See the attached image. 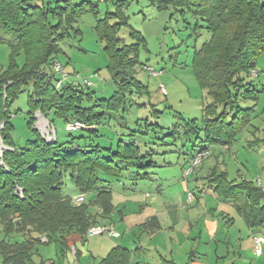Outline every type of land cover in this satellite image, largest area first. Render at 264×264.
Masks as SVG:
<instances>
[{"label":"trees","instance_id":"obj_1","mask_svg":"<svg viewBox=\"0 0 264 264\" xmlns=\"http://www.w3.org/2000/svg\"><path fill=\"white\" fill-rule=\"evenodd\" d=\"M138 1L118 0L114 10L101 15L99 2L93 0H0V45L10 50L8 66L0 71V138L5 146L0 154L2 264H30L43 237L51 241L72 232L86 236L89 228L101 225L114 209L109 183L122 181L125 174L135 180L149 178L151 172L146 168L158 167L132 141H119L115 151L111 145V149L103 148L94 142L102 137L101 127L109 112L119 113L130 97L148 93V87L137 78L146 38L130 25L127 15L128 7ZM148 2L159 11L173 9L172 17L176 13L190 16L197 21V29L198 23L204 22L210 34L195 51L192 63L193 74L211 102L204 108L201 122L191 120L183 125L187 142L194 138L203 144L192 147L191 164L198 153L215 145L231 147L240 130L252 121L255 108L243 109L240 101L256 100L255 90L243 91L248 85L246 77L255 71L257 59L264 53V0ZM87 14L96 18L95 31L105 44L107 69L117 86L109 99L98 102H93L95 93L71 84L66 71L68 78L57 86L62 77L55 65L60 63L62 43L83 35L77 23ZM123 28L130 29L131 44L120 36ZM21 55L22 65L18 62ZM29 84L27 128L32 138L17 146L12 107L23 86ZM37 112L52 124L62 120L70 134L69 124L82 123L84 127L76 129L81 135L70 136L65 142L56 136H43L35 127ZM258 140L264 143V137ZM66 178L75 187V194L93 193L95 198L74 204L75 196L64 193ZM205 179L224 201L235 204L248 228L264 232L261 188L246 179L229 180L225 171L215 167ZM95 207L102 212H94ZM155 220H149L146 228H159ZM16 235L21 240L11 242ZM130 259L129 251L117 246L103 263L130 264Z\"/></svg>","mask_w":264,"mask_h":264},{"label":"rangeland","instance_id":"obj_2","mask_svg":"<svg viewBox=\"0 0 264 264\" xmlns=\"http://www.w3.org/2000/svg\"><path fill=\"white\" fill-rule=\"evenodd\" d=\"M99 5L101 15L107 10L115 9L112 2H100ZM148 5L147 0H141L139 4L132 3L127 9L130 25L146 38V49L142 47L139 56L137 78L148 87V93L130 97L119 113L109 112L101 127L102 137L94 142L103 148L111 149V142L116 146L121 140L132 141L141 148L143 155H150L147 160L152 159L159 165L172 163V167L146 169L155 172V178L162 179L160 182L164 184L162 188L166 196L182 194L183 197L185 191L181 184L189 180L193 192L194 183L192 177H183L190 164L178 166L184 164L185 159H192L190 154L182 152L191 153L192 147L203 145L194 138L187 142L183 137V125L191 120L201 122L204 108L211 102L207 91L201 89L193 74L192 63L195 51L203 46L210 34L202 21L198 23L200 28L197 29V21L188 15L183 17L176 13L172 17L173 9L159 11ZM95 24L94 15L82 16L77 27L82 30L83 35L80 38L72 36L62 43L63 53L58 56V61L70 75L69 82L95 93L93 102H98L109 99L117 90V86L112 82L107 69L109 57L104 42L95 31ZM120 36L125 39L126 44L133 42L129 28H123ZM9 54V48L0 45V71L8 66ZM18 62L20 65L24 63V55L18 58ZM146 67L161 72V75H151ZM85 79L91 81L93 86H86ZM246 79L248 85H245L243 93L256 91V100L251 98L240 101L243 109L255 108L250 125L240 130L236 142L231 147L215 145L210 150V156L196 168L201 181L200 189L210 191L209 202L222 207L227 204L205 179L214 167L218 171H225L229 180L246 179L253 181L255 185L258 180L264 183V143L258 140L264 137V53L258 57L255 71ZM161 85L166 88V93H162ZM31 91V84L24 85L23 93L12 107L13 113H16L12 117V123L17 146L24 145L32 138L27 128V101ZM39 116L42 118L41 114ZM42 121L41 132L47 138L50 136L54 139L56 136L60 142H65L70 136L81 135L79 130H73L71 134L67 132L62 120H56L54 124L43 118ZM3 149L0 138V154ZM123 178H126V174ZM150 187L154 190L157 186L152 184ZM64 193L69 196L76 193L69 178L65 179ZM152 193L155 194L154 191Z\"/></svg>","mask_w":264,"mask_h":264},{"label":"crops","instance_id":"obj_3","mask_svg":"<svg viewBox=\"0 0 264 264\" xmlns=\"http://www.w3.org/2000/svg\"><path fill=\"white\" fill-rule=\"evenodd\" d=\"M80 1L83 0H75ZM93 1L107 3V0ZM108 2L114 4L116 1ZM38 113L43 119H49L40 112L36 113L35 127L42 134L40 121H43ZM114 146L115 143L111 142V147ZM189 162L187 158L178 166L189 165ZM172 166L167 162L158 164L159 168ZM186 173L183 177H192L194 189L191 192L189 180L183 181V197L182 194L166 196L162 188L164 184L160 182L162 179L155 178V172L145 179L125 178L109 183L114 209L101 222L113 225L119 236L89 237L72 232L57 235L51 241L43 237L30 264H104V258L117 246L129 251L130 264H264V245L262 254L257 255L253 240L254 234L264 236V232L248 228L233 202L224 201L226 207L211 204L210 191L200 189L197 169L190 175ZM151 183L157 186L156 189L150 187ZM94 198L93 193L85 195V202ZM93 211L102 212L96 207ZM153 219L159 228H146L149 220ZM2 238L0 227V241ZM10 240L20 241L21 237L16 235Z\"/></svg>","mask_w":264,"mask_h":264},{"label":"built area","instance_id":"obj_4","mask_svg":"<svg viewBox=\"0 0 264 264\" xmlns=\"http://www.w3.org/2000/svg\"><path fill=\"white\" fill-rule=\"evenodd\" d=\"M55 70L62 77V80L58 81V83H57V86L59 87V86H61L62 82L68 78V75L65 73V70L60 63H57L55 65ZM147 70L150 71V74L153 76H160L161 75V72H157L150 67H147ZM84 83L87 86H93V83L87 79H85ZM160 89H161L162 93H166V88L164 87V85H161ZM82 127H84V125L80 122H76V123L68 125L69 130H76V129L82 128ZM209 156H210V150H205V151L198 153L195 156V158L193 159V161L191 162L190 167H189L186 174H190V172H194L196 170V168L200 166L202 161L204 159L208 158ZM257 186L259 188H261L262 191L264 192V183L261 180L257 181ZM85 201H86V199H85L84 195H79V196L74 198V204H76V205H81ZM104 234L110 235V236H115V237L119 236V234L115 230L114 226L113 225H107V224L106 225L101 224V225L92 226L91 228H89V230L87 232V236H89V237L97 236V235H104ZM253 240L255 243L256 254L261 255L263 252L264 236L259 235V234H254Z\"/></svg>","mask_w":264,"mask_h":264}]
</instances>
